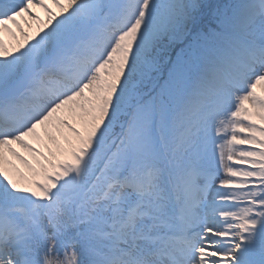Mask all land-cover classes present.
<instances>
[{
  "label": "snow or ice",
  "instance_id": "obj_1",
  "mask_svg": "<svg viewBox=\"0 0 264 264\" xmlns=\"http://www.w3.org/2000/svg\"><path fill=\"white\" fill-rule=\"evenodd\" d=\"M0 264H264V0H0Z\"/></svg>",
  "mask_w": 264,
  "mask_h": 264
},
{
  "label": "bare ground",
  "instance_id": "obj_2",
  "mask_svg": "<svg viewBox=\"0 0 264 264\" xmlns=\"http://www.w3.org/2000/svg\"><path fill=\"white\" fill-rule=\"evenodd\" d=\"M38 13H39L40 16L42 17V12H41V11H38ZM41 17H40V19H41ZM41 21H43V20H41ZM30 23H32V31L34 32V31L36 30L37 25H36L34 22H30ZM17 39H19V35H18V34H17ZM14 42H15V41H13L12 37H10V38L8 39V41H7L6 46H11Z\"/></svg>",
  "mask_w": 264,
  "mask_h": 264
},
{
  "label": "rangeland",
  "instance_id": "obj_3",
  "mask_svg": "<svg viewBox=\"0 0 264 264\" xmlns=\"http://www.w3.org/2000/svg\"><path fill=\"white\" fill-rule=\"evenodd\" d=\"M217 2H221V0H205V3H217ZM54 12H56V10Z\"/></svg>",
  "mask_w": 264,
  "mask_h": 264
}]
</instances>
